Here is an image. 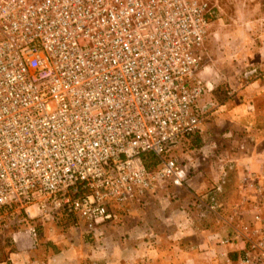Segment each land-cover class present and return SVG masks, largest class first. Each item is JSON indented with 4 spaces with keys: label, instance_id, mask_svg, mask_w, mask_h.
Wrapping results in <instances>:
<instances>
[{
    "label": "built area",
    "instance_id": "built-area-1",
    "mask_svg": "<svg viewBox=\"0 0 264 264\" xmlns=\"http://www.w3.org/2000/svg\"><path fill=\"white\" fill-rule=\"evenodd\" d=\"M218 7L0 0V224L6 211L43 223L65 213L94 233L118 208L189 188L168 153L203 123L204 43ZM240 193L234 224L216 236L231 249L221 264H264V180L245 174ZM217 200L215 189L191 203L217 213Z\"/></svg>",
    "mask_w": 264,
    "mask_h": 264
},
{
    "label": "crops",
    "instance_id": "crops-1",
    "mask_svg": "<svg viewBox=\"0 0 264 264\" xmlns=\"http://www.w3.org/2000/svg\"><path fill=\"white\" fill-rule=\"evenodd\" d=\"M260 51L259 66L264 69V46ZM240 94V102L224 105L220 126L202 123L196 135L170 149L168 155L185 162L189 188L161 189L142 203H130L127 210L118 208L116 218L92 234L94 240L85 254L74 251L77 264L222 263L220 253L231 249L218 244L216 236H223L234 224L244 175L253 173L264 180V73L254 75ZM209 106L201 104L203 111ZM211 136L214 142H203ZM215 189L217 213L191 203L195 193L207 195ZM64 257V252L49 255L43 264H66Z\"/></svg>",
    "mask_w": 264,
    "mask_h": 264
},
{
    "label": "rangeland",
    "instance_id": "rangeland-1",
    "mask_svg": "<svg viewBox=\"0 0 264 264\" xmlns=\"http://www.w3.org/2000/svg\"><path fill=\"white\" fill-rule=\"evenodd\" d=\"M258 1L217 0V16L210 20V32L204 43L203 76L210 82L211 89L204 91L197 100L200 107L210 103L204 111L203 123L220 126L221 114L226 110L224 105L240 102L238 97H242L240 91L244 85L254 75L264 73L259 66L260 50L264 46V0L261 4ZM203 142H214V138L211 136ZM177 159L185 163L180 157ZM12 202L16 204L15 200ZM54 221L43 223L34 220L38 225L36 233V229L34 232L29 230V226L34 224H29L23 214L6 211L0 224V261L6 264H43L49 255L64 252L66 264H77L78 256L75 257L74 251L78 249L85 254L94 240L93 233L74 226L63 227ZM49 224L50 227L47 226ZM51 236V241H46ZM16 252L19 255H14Z\"/></svg>",
    "mask_w": 264,
    "mask_h": 264
},
{
    "label": "trees",
    "instance_id": "trees-1",
    "mask_svg": "<svg viewBox=\"0 0 264 264\" xmlns=\"http://www.w3.org/2000/svg\"><path fill=\"white\" fill-rule=\"evenodd\" d=\"M216 100V99H215ZM150 160H146V164L148 165V166H154V165H156V161H155V159L154 158H152L151 156H150ZM24 215V214H23ZM24 217H25V215H24ZM26 218V217H25ZM34 220H36V219H29V218H26V221L27 222H29V224H34ZM54 222H55V224H59V225H61V226H63V227H65V226H69V225H71V226H73V219H72V217L70 216V215H67V214H65V213H60L58 216H56L55 218H54ZM34 227H35V229H36V233H37V229H38V225H36V224H34L33 225ZM39 233V232H38Z\"/></svg>",
    "mask_w": 264,
    "mask_h": 264
}]
</instances>
